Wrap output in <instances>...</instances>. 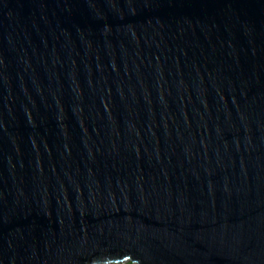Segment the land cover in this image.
I'll use <instances>...</instances> for the list:
<instances>
[{"label": "water", "instance_id": "water-1", "mask_svg": "<svg viewBox=\"0 0 264 264\" xmlns=\"http://www.w3.org/2000/svg\"><path fill=\"white\" fill-rule=\"evenodd\" d=\"M264 264V0H0V264Z\"/></svg>", "mask_w": 264, "mask_h": 264}, {"label": "trees", "instance_id": "trees-1", "mask_svg": "<svg viewBox=\"0 0 264 264\" xmlns=\"http://www.w3.org/2000/svg\"><path fill=\"white\" fill-rule=\"evenodd\" d=\"M110 264H136L133 261H126V262H122V263H110Z\"/></svg>", "mask_w": 264, "mask_h": 264}]
</instances>
